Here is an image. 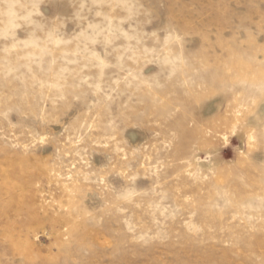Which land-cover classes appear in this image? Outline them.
Returning <instances> with one entry per match:
<instances>
[{"label": "rangeland", "instance_id": "1", "mask_svg": "<svg viewBox=\"0 0 264 264\" xmlns=\"http://www.w3.org/2000/svg\"><path fill=\"white\" fill-rule=\"evenodd\" d=\"M0 264H264V0H0Z\"/></svg>", "mask_w": 264, "mask_h": 264}]
</instances>
